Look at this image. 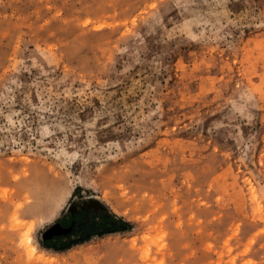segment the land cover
Listing matches in <instances>:
<instances>
[{
	"label": "rangeland",
	"instance_id": "374dc122",
	"mask_svg": "<svg viewBox=\"0 0 264 264\" xmlns=\"http://www.w3.org/2000/svg\"><path fill=\"white\" fill-rule=\"evenodd\" d=\"M0 264H264V0H0Z\"/></svg>",
	"mask_w": 264,
	"mask_h": 264
},
{
	"label": "trees",
	"instance_id": "16d2710c",
	"mask_svg": "<svg viewBox=\"0 0 264 264\" xmlns=\"http://www.w3.org/2000/svg\"><path fill=\"white\" fill-rule=\"evenodd\" d=\"M87 221L78 223L74 226L75 234L52 235L49 242L44 247L52 249L54 251H64L72 247L73 245L80 244L88 239L84 235ZM100 230L98 235L107 234L110 232H121L130 229L131 224L125 221L122 217L107 218L99 222Z\"/></svg>",
	"mask_w": 264,
	"mask_h": 264
}]
</instances>
